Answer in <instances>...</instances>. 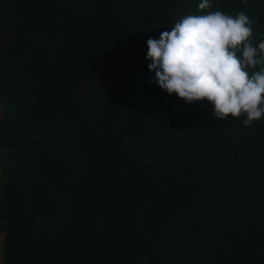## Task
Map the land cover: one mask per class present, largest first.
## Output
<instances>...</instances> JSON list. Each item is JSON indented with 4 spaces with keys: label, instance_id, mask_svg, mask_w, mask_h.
<instances>
[{
    "label": "trees",
    "instance_id": "obj_1",
    "mask_svg": "<svg viewBox=\"0 0 264 264\" xmlns=\"http://www.w3.org/2000/svg\"><path fill=\"white\" fill-rule=\"evenodd\" d=\"M202 0H0V264H264V118L154 82ZM255 21L264 0H210Z\"/></svg>",
    "mask_w": 264,
    "mask_h": 264
},
{
    "label": "clouds",
    "instance_id": "obj_2",
    "mask_svg": "<svg viewBox=\"0 0 264 264\" xmlns=\"http://www.w3.org/2000/svg\"><path fill=\"white\" fill-rule=\"evenodd\" d=\"M198 11L203 14L186 15L147 40L154 82L188 104L208 101L218 119L243 115L251 126L264 118V35L255 42V21L244 11H213L210 0Z\"/></svg>",
    "mask_w": 264,
    "mask_h": 264
},
{
    "label": "rangeland",
    "instance_id": "obj_3",
    "mask_svg": "<svg viewBox=\"0 0 264 264\" xmlns=\"http://www.w3.org/2000/svg\"><path fill=\"white\" fill-rule=\"evenodd\" d=\"M0 176H1V173H0ZM1 244H2V235L0 234V261H1V258H2Z\"/></svg>",
    "mask_w": 264,
    "mask_h": 264
}]
</instances>
